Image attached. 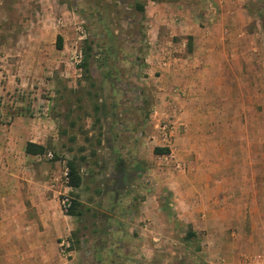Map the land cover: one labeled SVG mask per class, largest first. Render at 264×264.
Wrapping results in <instances>:
<instances>
[{
	"label": "rangeland",
	"instance_id": "rangeland-1",
	"mask_svg": "<svg viewBox=\"0 0 264 264\" xmlns=\"http://www.w3.org/2000/svg\"><path fill=\"white\" fill-rule=\"evenodd\" d=\"M34 1L0 0L4 11L0 12V125L2 131L9 132L12 126L18 133L28 127V137L45 146V153L32 159L35 165L31 167H45L42 172L48 182L59 189V202L67 198L82 204L85 212L74 219L71 245L83 237L95 253L93 259L101 264L107 254L105 262L110 264L112 252L119 247L111 229L122 226L108 216L125 217L122 207L114 214L108 208L114 199L125 203L135 199L136 205L128 215L132 222L137 215L136 199L158 196L163 206L170 200L169 181L175 179L169 175L197 166H223L253 172L247 181L254 179L252 191L257 193L252 194L255 201L251 211L254 230L260 232L261 239L258 247L239 258L240 264H248L264 245V0L246 3L250 16L246 40L254 44L251 52L258 58L252 69L257 96L244 100L252 111L241 114V129L205 130L211 136H201L203 130L187 133L177 127L175 107L168 103V97L158 95L162 85L159 62L153 66L156 71H149L150 65L145 63L147 19L134 9L136 3L145 5V0ZM44 6L48 12H44ZM79 26L85 30V39L78 38ZM36 27L42 30V46L35 50L32 62L26 59L30 48L25 42L32 37L27 33ZM57 36L61 37L60 50L56 48ZM172 39L179 40L175 36ZM89 42L92 52L85 72L83 49ZM163 42L155 51L164 63L183 54L172 52L171 45ZM79 48L81 59L77 57ZM250 101L255 107L249 106ZM155 107L158 113L150 118ZM164 125L173 132L169 153L154 154V148H166L161 147L159 129ZM177 138L181 140L179 147L174 144ZM18 139L21 150L25 140L22 136ZM193 151L205 157L186 160ZM220 156L231 160L222 161ZM68 161L79 167L82 182L78 189L67 185L64 172ZM243 211L247 217L251 214L248 208ZM161 214L167 218L163 226L169 239L163 241L159 251L167 253L131 257L136 264H217V259L213 261L216 253L230 250L225 237L215 242L202 230L186 239L192 232L190 226L178 221L166 207ZM144 227L151 230L150 221L146 220Z\"/></svg>",
	"mask_w": 264,
	"mask_h": 264
},
{
	"label": "crops",
	"instance_id": "crops-1",
	"mask_svg": "<svg viewBox=\"0 0 264 264\" xmlns=\"http://www.w3.org/2000/svg\"><path fill=\"white\" fill-rule=\"evenodd\" d=\"M248 1L145 0L148 25L145 63L150 65L149 71H156L153 66L161 57L155 48L163 41L171 45L172 52L183 53L171 56L169 63L157 65V71L162 83L158 95L168 97V103L175 107L173 112L179 114L177 127H183L186 132L203 130L201 136H211L205 130L241 129V114L252 111L244 100L257 96L253 85L256 73L252 69L258 58L251 52L254 44L246 40V24L250 18ZM2 8L0 12H4ZM43 9L48 12L45 6ZM41 31L36 27L27 33L32 37L26 38L25 44L30 48L26 59L32 62L35 50L42 46ZM174 36L179 40L174 42ZM155 110L158 111L156 107ZM22 128L25 131L18 133L11 126L8 132L2 131L0 125V264H99L83 237L73 242L69 257L60 255L58 243L61 238L72 239L75 218L63 212L57 199L59 189L48 182L42 172L45 167L38 166L40 170L31 167L35 165L32 159L41 155L26 154V143L44 145L28 137V127ZM21 136L25 142L20 150L17 141ZM180 141L177 138L174 144L179 147ZM204 157L202 152L193 151L186 155V160L200 161ZM220 157L225 162L231 160ZM222 167L197 166L195 170L169 175L175 179L169 181L170 200L163 206L158 196L136 199L137 215L132 222L128 215L132 205H136L135 199L128 203L114 199L108 208L114 214L122 207L125 217L108 216L119 220L122 226V231L110 226L111 237L119 244L111 254L110 264H136L132 259L138 255L150 258L167 253V250L159 251L163 241L169 239L163 226L167 224V218L161 214L163 207L190 226L195 236L202 230L209 240L226 239L231 244L230 250L216 253L213 261L217 259V264H240L239 258L245 251L258 247L261 239L260 232L254 230L251 211L255 201L252 194L257 192L252 191L254 179L247 181V177L253 176L251 170ZM247 208L251 211L249 217L243 211ZM146 220L150 221L151 230L143 228ZM204 259L210 263L208 258ZM105 260L101 264H107Z\"/></svg>",
	"mask_w": 264,
	"mask_h": 264
},
{
	"label": "trees",
	"instance_id": "trees-1",
	"mask_svg": "<svg viewBox=\"0 0 264 264\" xmlns=\"http://www.w3.org/2000/svg\"><path fill=\"white\" fill-rule=\"evenodd\" d=\"M153 1L162 2L165 0H153ZM134 9L141 14L144 13V5L141 3H136L134 5ZM56 48L58 50L62 48L60 36H57ZM83 51H84V58H83L82 67L85 68V72H86L87 60L90 57V53L92 52V43L89 42L84 47ZM153 152L154 154L164 155V154H168L169 150L167 148L157 147V148H154ZM25 153L30 154V155H42L45 153V147L42 145H37L31 142H27L25 145ZM66 168H67L68 187L72 189H78L81 186V182H82V178L79 172L78 165H76L73 161H68L66 163ZM84 212L85 211L82 209V204L80 202L71 200L66 214L73 218L79 219L80 217L83 216ZM194 237H195V234L192 232H188L186 235V239H190Z\"/></svg>",
	"mask_w": 264,
	"mask_h": 264
},
{
	"label": "built area",
	"instance_id": "built-area-1",
	"mask_svg": "<svg viewBox=\"0 0 264 264\" xmlns=\"http://www.w3.org/2000/svg\"><path fill=\"white\" fill-rule=\"evenodd\" d=\"M78 38L79 40L85 39L86 38V33L85 30L82 27H78ZM264 43V41H263ZM159 48V47H158ZM77 57L78 59L82 58V50L79 48L78 52H77ZM159 64H166L163 62V60L161 59L159 61ZM157 115V112L155 109L152 110V113L150 115V118H154ZM161 131V147H166L169 148L170 144H171V138H172V129L171 127H168L166 125L161 126L160 128ZM48 156H51L50 153H48ZM65 177L67 178V168H65V172H64ZM60 205L61 208L63 210V212L66 214L67 209L70 205V201L67 198H64L63 200L60 201ZM59 253L62 257L67 258L69 257L70 251H71V240L68 238H61L59 243ZM248 264H264V246L262 247L260 253L258 255H256L255 257H253L252 259L249 260Z\"/></svg>",
	"mask_w": 264,
	"mask_h": 264
}]
</instances>
